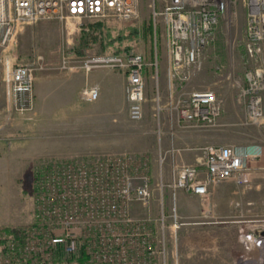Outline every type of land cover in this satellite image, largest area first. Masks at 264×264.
<instances>
[{
    "label": "built area",
    "instance_id": "1",
    "mask_svg": "<svg viewBox=\"0 0 264 264\" xmlns=\"http://www.w3.org/2000/svg\"><path fill=\"white\" fill-rule=\"evenodd\" d=\"M138 1L0 0V82L7 113L12 116L34 105L35 62L42 56L33 52L29 60H20L16 46L26 25L43 17L126 21L137 16ZM240 2L246 12L245 51L258 61L264 43V0H167L161 8H153V19L166 26L169 78L180 86L169 96L172 116L184 126H213L223 111V101L214 90H188L182 85L201 69L203 51L214 42L220 20L230 7L234 16ZM151 64L140 52L121 51L85 57L80 67L89 71L104 66L123 73L128 117L139 120L144 115L145 69ZM245 80V86L234 83L236 99L245 105L247 123L264 125L261 66L249 68ZM98 98L96 85L79 90L83 102ZM159 109L158 105L157 116ZM258 156L247 147L206 144L199 147L195 163L171 162L169 178L164 180L167 152H159L155 185L143 156L105 152L50 158L32 172L33 221L0 227V264H178L174 246L183 222L177 191L195 194L206 206L216 184L231 180L248 188L249 162ZM131 201L139 202L144 214L133 215ZM242 224L241 252L234 264H264V218H246Z\"/></svg>",
    "mask_w": 264,
    "mask_h": 264
},
{
    "label": "rangeland",
    "instance_id": "2",
    "mask_svg": "<svg viewBox=\"0 0 264 264\" xmlns=\"http://www.w3.org/2000/svg\"><path fill=\"white\" fill-rule=\"evenodd\" d=\"M166 2L139 0L137 16L126 21L113 17L103 20L43 17L26 25L18 38V56L22 61L29 60L33 52L42 57L35 62L34 105L32 109L16 114L18 132L12 133L13 138L4 140L0 160V227L33 221L32 172L50 158L105 152H127L144 157V153L151 155L152 148L149 147L157 149L158 140L175 144L170 138V132L176 129L177 123L172 116L174 109L170 106L169 97L175 85L168 75L167 31L163 20L155 21L152 16L153 8L159 9ZM232 10L230 7L228 14L220 20L214 42L204 49L201 69L182 89H212L223 101V111L215 125L196 127L193 134L198 140L196 147L231 144L240 148L257 144L263 148L264 163V125L246 122V108L237 101V85H234L237 82L245 86V73L256 64L264 73V43L260 59L254 61L244 47L245 7L238 3L234 16H231ZM97 21L103 22L101 28L96 25ZM127 49L140 52L148 63H152L145 69L144 115L139 120L130 119L126 94L118 91V97L112 103L113 115L108 119L101 115L103 105L99 99L83 102L79 99V90L85 83L92 82L91 73L98 69L110 75L119 71L104 66L86 71L80 67L81 60ZM113 83L119 89L121 82ZM262 104L264 111V90ZM188 134L178 133L183 140ZM8 135L11 137V133ZM155 157L156 152L154 158L145 159L153 185L159 178L158 158ZM163 168V177L167 180L171 163L165 162ZM253 173L257 177L245 190L249 198L264 200V167L256 168ZM227 184L230 190L234 189L231 180ZM157 192L155 189V195ZM156 202L154 198L152 211L155 216L159 213ZM210 205L204 206L199 201L193 203L194 212L186 214L190 215L189 218L179 214L181 224L237 219L234 213H229L227 218L209 217L207 210ZM254 212L246 218H264L263 214H257V210ZM166 223L170 224L171 220ZM189 262L187 260L185 264Z\"/></svg>",
    "mask_w": 264,
    "mask_h": 264
},
{
    "label": "crops",
    "instance_id": "3",
    "mask_svg": "<svg viewBox=\"0 0 264 264\" xmlns=\"http://www.w3.org/2000/svg\"><path fill=\"white\" fill-rule=\"evenodd\" d=\"M169 65V62H168ZM91 83L84 85H96L99 88V102L103 105L102 114L109 119L113 115L112 103L118 97V91L122 95L126 94L125 76L120 72H115L112 75L108 74L102 69H98L91 73ZM113 81H120L119 89L114 85ZM188 83V82H187ZM173 88L174 91H179V85L176 83ZM83 85V86H84ZM183 84L182 87H185ZM97 99V100H98ZM175 130L171 131V139L175 144L169 145L166 140L159 141L156 148H152L151 155L144 153V158H158L159 152H167L166 162H173L174 164L181 163H195L199 158V147H196L195 136H193L196 127L184 126L178 121ZM199 128V127H197ZM8 132L11 137H8ZM18 124L16 114L10 116L6 111L5 88L0 82V160L3 157V149L5 139L13 138L12 133L17 134ZM179 132L189 133L191 136H186V139L180 135ZM3 136H2V135ZM247 147L253 152H259L260 156L251 159L249 162V169L247 171V178L251 181L256 176L253 170L264 167L262 162L263 148L257 144H251L240 147L241 149ZM68 157V156H64ZM234 189L230 190L228 181L216 184L210 189L209 204L207 210L212 218H227L229 213H234L236 220H210L205 221L206 224H181L177 229V241L174 248L177 250L180 264H234L236 257L241 252V244L238 241V229L243 226L242 220L248 217L251 212L255 214L264 215V200H255L249 198L248 191L244 186L237 185L235 182ZM231 186V185H230ZM179 214L184 218H189L186 215L188 212L193 213V203L198 202V197L185 190L177 191ZM226 202V205H222ZM130 212L133 215H142L145 210L137 201L130 202ZM181 217V218H183ZM186 223V222H185ZM186 258V260H185ZM182 261V262H181Z\"/></svg>",
    "mask_w": 264,
    "mask_h": 264
},
{
    "label": "trees",
    "instance_id": "4",
    "mask_svg": "<svg viewBox=\"0 0 264 264\" xmlns=\"http://www.w3.org/2000/svg\"><path fill=\"white\" fill-rule=\"evenodd\" d=\"M96 23V25L99 27V28H101V26H103V22L102 21H97V22H95ZM127 51H128V49H127ZM117 52H119V50H117Z\"/></svg>",
    "mask_w": 264,
    "mask_h": 264
}]
</instances>
